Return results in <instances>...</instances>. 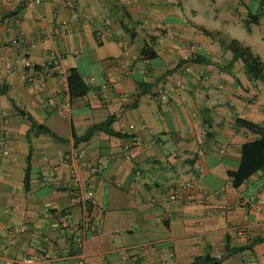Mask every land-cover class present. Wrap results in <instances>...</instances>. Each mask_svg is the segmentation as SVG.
I'll return each instance as SVG.
<instances>
[{"label":"crops","instance_id":"1","mask_svg":"<svg viewBox=\"0 0 264 264\" xmlns=\"http://www.w3.org/2000/svg\"><path fill=\"white\" fill-rule=\"evenodd\" d=\"M35 1L0 0V264H264V170L238 188L227 176L256 139L235 118L264 125V84L221 46L264 0ZM72 68L90 88L75 100Z\"/></svg>","mask_w":264,"mask_h":264},{"label":"trees","instance_id":"2","mask_svg":"<svg viewBox=\"0 0 264 264\" xmlns=\"http://www.w3.org/2000/svg\"><path fill=\"white\" fill-rule=\"evenodd\" d=\"M260 18H264V9L257 14L249 13L248 19L245 22V27L247 28V30H249V24H257ZM199 29L202 30L204 34H206L205 30L201 28ZM221 46H223V48L229 51L232 55L231 62L227 65L228 69L231 68L236 61H240L242 64L244 75L247 78V80L253 83L260 82L264 84V64L258 56L252 53L249 46H245L244 44L240 43L238 40L235 39L231 40L228 44L222 42ZM140 54L141 56L147 59H151L156 56L151 49H147V50L143 49ZM192 62L197 64L211 63L210 59L206 57H196L192 59ZM226 68L227 67L221 68V70H224ZM67 86H68L69 97L71 100L85 97L90 90V88L86 85V83L83 81L81 76L74 68L68 70ZM18 112L19 114L23 115L22 111H18ZM110 123L111 121L108 120L103 125L92 127L82 137L80 138L74 137L75 141L85 142L89 140V138L92 136V134L95 131H99L102 129L106 130V128ZM31 124L33 128L46 132V129L37 126L32 120H31ZM234 124L256 136L255 140L247 142L242 145L240 152V163L238 168L235 171L227 172V176L231 180L233 188H238L241 184H243L246 180H248L253 174L264 170V125L240 118H235ZM112 135L119 138L124 137V135L118 133ZM28 170L29 169L27 166L25 172L26 173L25 179H24L25 186L28 185V179H29ZM243 250L244 248H237V249L227 248V253L233 254V253L241 252ZM208 264H216V262L209 261Z\"/></svg>","mask_w":264,"mask_h":264},{"label":"built area","instance_id":"3","mask_svg":"<svg viewBox=\"0 0 264 264\" xmlns=\"http://www.w3.org/2000/svg\"><path fill=\"white\" fill-rule=\"evenodd\" d=\"M35 3H38V0L35 1ZM103 30H97V34L102 32ZM161 100L165 101L166 97L165 95H161ZM63 108H67V106H63ZM5 145V144H4ZM3 153H6V150L4 146H2ZM184 197V198H183ZM181 197L186 201H191L192 196L191 195H184ZM93 199V192L90 189H84L80 188L76 195V204L80 207L81 209V221L78 226L74 227L73 229H69V235L71 237V240L73 244L76 245L78 249V255L79 259L83 260L84 259V232L88 229H92V223H90V216H89V208L91 206ZM262 206V203H259V205L256 207V209L260 210V207ZM48 261L47 256H25L21 259H17L14 261H9L7 264H46Z\"/></svg>","mask_w":264,"mask_h":264},{"label":"rangeland","instance_id":"4","mask_svg":"<svg viewBox=\"0 0 264 264\" xmlns=\"http://www.w3.org/2000/svg\"><path fill=\"white\" fill-rule=\"evenodd\" d=\"M205 2V0H203V3ZM256 2L251 4V9L250 12L251 14L253 13V10L257 9L258 7H256ZM206 5L205 7H202L204 9H206ZM209 11V10H208ZM201 19V18H200ZM200 22L203 23L204 26L208 27L210 26V23H206L208 22V18L203 17L201 20H199ZM239 23H243V27L241 29H237V33L235 35H233V37H229V36H225V38L223 39L224 41H231L232 38H235L236 40L240 41V40H244L245 43H250L251 44V50L252 53H257L260 56H262V53L264 52V42H262L259 37L264 34V30H262L261 28L258 29L255 27L254 31L252 34H249L247 31V28L245 27V21L244 20H239ZM219 24V23H218ZM217 24V25H218ZM241 42V41H240ZM262 102V101H261Z\"/></svg>","mask_w":264,"mask_h":264},{"label":"water","instance_id":"5","mask_svg":"<svg viewBox=\"0 0 264 264\" xmlns=\"http://www.w3.org/2000/svg\"><path fill=\"white\" fill-rule=\"evenodd\" d=\"M196 264H205L203 261H200V262H198V263H196Z\"/></svg>","mask_w":264,"mask_h":264}]
</instances>
